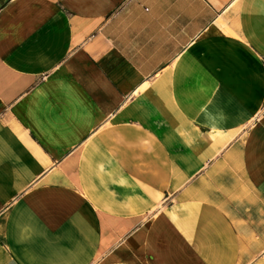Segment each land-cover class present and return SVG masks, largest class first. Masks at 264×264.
Masks as SVG:
<instances>
[{
	"label": "crops",
	"instance_id": "0c3cea01",
	"mask_svg": "<svg viewBox=\"0 0 264 264\" xmlns=\"http://www.w3.org/2000/svg\"><path fill=\"white\" fill-rule=\"evenodd\" d=\"M0 264H264V0H0Z\"/></svg>",
	"mask_w": 264,
	"mask_h": 264
}]
</instances>
